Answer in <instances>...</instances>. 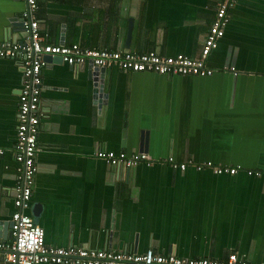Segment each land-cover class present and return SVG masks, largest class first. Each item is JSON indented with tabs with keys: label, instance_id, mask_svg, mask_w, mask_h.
<instances>
[{
	"label": "crops",
	"instance_id": "1",
	"mask_svg": "<svg viewBox=\"0 0 264 264\" xmlns=\"http://www.w3.org/2000/svg\"><path fill=\"white\" fill-rule=\"evenodd\" d=\"M39 4L49 44L196 58L218 0ZM24 10L20 0H0V42L24 41ZM91 64L50 58L43 70L44 116L28 213L44 229L46 244L215 260L237 254L264 264V0H239L230 11L225 36L208 59L211 77L110 68L108 98L99 105ZM22 75L18 61L0 58V240L9 237L15 210ZM101 150L146 153L158 162L129 174L99 159ZM169 157L241 170L235 176L210 168L182 172L165 163Z\"/></svg>",
	"mask_w": 264,
	"mask_h": 264
},
{
	"label": "built area",
	"instance_id": "2",
	"mask_svg": "<svg viewBox=\"0 0 264 264\" xmlns=\"http://www.w3.org/2000/svg\"><path fill=\"white\" fill-rule=\"evenodd\" d=\"M25 4L21 24L24 41H1L0 58L16 60L21 64L22 86L14 156L18 165L14 188L15 210L11 218V238L0 240V260L4 264H256L231 254L223 260L209 258H184L157 254L149 250L144 254L90 250L86 248H57L46 244L44 229L28 213L38 172L36 159L39 153L38 138L44 116L41 108L43 70L46 58H60L71 66L92 62L99 68H118L126 72L154 73L168 76L211 77L214 69L208 66L210 55L219 47L230 22V11L239 0H218L211 29L205 39L201 54L193 58L184 54L162 56L155 51H113L83 48L78 44L52 45L41 33L38 11L39 0H20ZM5 151L0 149V156ZM96 156L109 166L131 172L141 163L153 165L158 160L146 153L99 151ZM165 163L175 170L189 167L201 172L210 168L216 175L235 176L241 167L216 166L212 162H181L169 157ZM249 176L262 177L260 172Z\"/></svg>",
	"mask_w": 264,
	"mask_h": 264
},
{
	"label": "water",
	"instance_id": "3",
	"mask_svg": "<svg viewBox=\"0 0 264 264\" xmlns=\"http://www.w3.org/2000/svg\"><path fill=\"white\" fill-rule=\"evenodd\" d=\"M17 19L18 18H13L12 21L16 22V21H18ZM131 23H132V21H131ZM21 26H22V24H21ZM130 26L131 27H130V30H129V33H128V42L130 41L131 34H132V31H131L132 25H130ZM106 70L107 69H104V68L100 69V68L92 67L91 73H90V77L94 81V86H95V99L97 100V103L99 105L105 104L106 103V99L108 98L107 94H104V78H105ZM142 151H146V149L145 150L143 149ZM41 209L42 208L39 205L34 206L35 214H38L41 211ZM11 227H12V225L10 223L8 228H11ZM4 230H5V233H6V227H5ZM8 238L9 239L11 238V230H10V235H9ZM8 238H5L4 240H7Z\"/></svg>",
	"mask_w": 264,
	"mask_h": 264
},
{
	"label": "bare ground",
	"instance_id": "4",
	"mask_svg": "<svg viewBox=\"0 0 264 264\" xmlns=\"http://www.w3.org/2000/svg\"><path fill=\"white\" fill-rule=\"evenodd\" d=\"M114 51V50H113ZM48 59H50V58H46V60H47V62H48ZM62 60V59H61ZM87 63H92V62H87ZM86 64V63H85ZM69 65V64H68ZM93 67H95V68H99V67H96V66H94V64L92 63L91 64ZM71 66V65H70ZM73 67H76V66H73ZM78 67H80V66H78ZM113 68H115V67H113ZM100 69H102V68H100ZM104 69H110V68H104Z\"/></svg>",
	"mask_w": 264,
	"mask_h": 264
}]
</instances>
